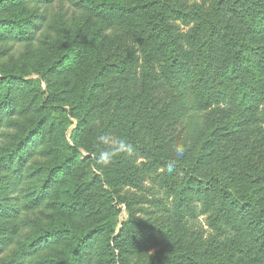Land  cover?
<instances>
[{"label": "trees", "instance_id": "1", "mask_svg": "<svg viewBox=\"0 0 264 264\" xmlns=\"http://www.w3.org/2000/svg\"><path fill=\"white\" fill-rule=\"evenodd\" d=\"M55 1L0 0V264H264V168L238 184L204 182V151L171 156L136 139L144 117L100 106L110 80L134 79L145 57L142 78L168 86L165 115L187 121L186 137L202 139L200 114L221 108L264 134V0H70L98 19L88 33L49 22L42 10ZM136 27L150 56L142 47L138 57L107 47L109 31ZM39 43L48 52L35 57ZM120 141L132 151L101 162ZM33 178L39 188L26 190ZM145 183L159 193L154 207L160 192L181 212L200 201L211 243L134 214L120 223L127 190Z\"/></svg>", "mask_w": 264, "mask_h": 264}, {"label": "rangeland", "instance_id": "2", "mask_svg": "<svg viewBox=\"0 0 264 264\" xmlns=\"http://www.w3.org/2000/svg\"><path fill=\"white\" fill-rule=\"evenodd\" d=\"M42 11L48 16L49 22L55 26H58L60 21L74 27L77 24L84 27L88 33L94 32L99 25L96 16L93 18L92 14L79 11L70 0H56L53 4L44 7ZM231 20L236 28L243 29L237 20ZM225 22L222 19V23L225 24ZM182 30L185 31V29ZM140 31H143L140 27L130 31L113 29L106 34V45L119 56L134 57L135 55L138 57L141 47L150 56L152 54L150 49L144 48L145 45L143 44L137 45L136 41L140 37ZM32 49L35 57L39 52L42 55L48 52V48L40 43L34 44ZM150 61L154 63V58L152 57ZM123 68L125 70L123 77L125 78L128 75L129 67L125 64ZM145 69L144 57L142 62L138 63V67L134 69L135 78L117 84L110 80L109 83L113 85V89L100 102V106L109 114L121 111V114H135V116L138 114L146 119V123L136 125V128L139 126L136 130V139L139 142L163 147L169 155L174 157L180 156L176 152L177 146L183 147V154H188L189 149H192L195 154L204 151L201 162L203 164L202 174L199 177L204 182L224 177L232 183L238 184L246 180L249 174L258 173L264 168V134L252 128L241 126L240 122L238 123V116L221 108L200 114L198 128L203 134L202 139L186 137L191 128L187 127V121L183 119L173 121L165 115L166 108L172 100L170 89L165 83L157 80L145 82L142 78ZM30 76L40 82L38 76L34 74ZM134 120V117H131L129 124ZM141 126L142 128H140ZM75 129L76 123L69 126V137ZM93 131L95 132L96 128ZM82 154L83 157L95 156L83 150ZM39 186L40 179L33 178L28 180L25 188L32 191ZM151 187L150 183H145L140 190L135 188L127 190L131 203L123 206L119 219L120 223L127 221L130 214H134L156 228L170 230L178 236H185L189 241L198 238L203 247L211 243L214 239V233L209 226L208 217L201 213L203 205L200 201L181 212L176 210L173 199L160 192V196L157 198L160 205L154 207V198L159 193L155 195L157 190ZM151 211L156 212L155 216H149L146 213ZM44 212V214H49L53 210L49 208L45 209ZM151 213L153 214V212ZM36 232L38 233V231ZM28 233V231L24 232V240H26ZM31 235L37 234L32 232Z\"/></svg>", "mask_w": 264, "mask_h": 264}, {"label": "clouds", "instance_id": "3", "mask_svg": "<svg viewBox=\"0 0 264 264\" xmlns=\"http://www.w3.org/2000/svg\"><path fill=\"white\" fill-rule=\"evenodd\" d=\"M101 139L103 140L104 138L101 137ZM131 152L132 151V147L131 145H128L126 144L124 141H120L114 148L111 152H108V151H105V152H102L100 154V161L103 162V163H108L111 156L112 155H115L116 153H119V152ZM176 152L178 155L182 156L183 155V152H184V149L182 146H177L176 147ZM173 164H169L168 165V171L171 172L173 171Z\"/></svg>", "mask_w": 264, "mask_h": 264}]
</instances>
